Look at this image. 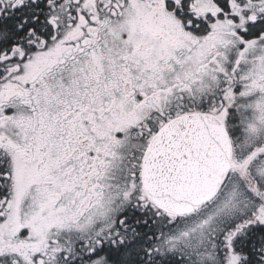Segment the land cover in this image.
Masks as SVG:
<instances>
[{"label": "snow or ice", "instance_id": "1", "mask_svg": "<svg viewBox=\"0 0 264 264\" xmlns=\"http://www.w3.org/2000/svg\"><path fill=\"white\" fill-rule=\"evenodd\" d=\"M0 264H264V0H0Z\"/></svg>", "mask_w": 264, "mask_h": 264}]
</instances>
